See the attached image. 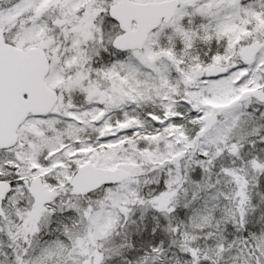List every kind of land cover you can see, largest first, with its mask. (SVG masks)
Wrapping results in <instances>:
<instances>
[{"label": "snow or ice", "instance_id": "6c2138e0", "mask_svg": "<svg viewBox=\"0 0 264 264\" xmlns=\"http://www.w3.org/2000/svg\"><path fill=\"white\" fill-rule=\"evenodd\" d=\"M0 264H264V0H0Z\"/></svg>", "mask_w": 264, "mask_h": 264}]
</instances>
